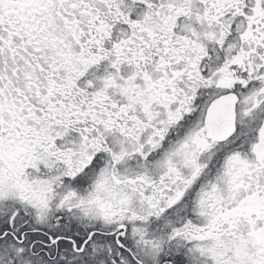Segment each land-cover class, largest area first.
<instances>
[{"label": "snow or ice", "instance_id": "snow-or-ice-1", "mask_svg": "<svg viewBox=\"0 0 264 264\" xmlns=\"http://www.w3.org/2000/svg\"><path fill=\"white\" fill-rule=\"evenodd\" d=\"M0 264H264V0H0Z\"/></svg>", "mask_w": 264, "mask_h": 264}]
</instances>
